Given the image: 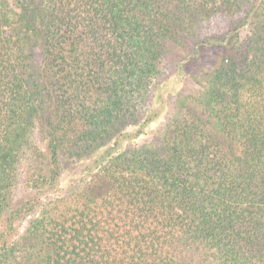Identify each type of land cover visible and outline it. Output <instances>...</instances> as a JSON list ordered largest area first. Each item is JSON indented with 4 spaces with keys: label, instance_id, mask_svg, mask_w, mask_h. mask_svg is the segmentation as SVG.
Here are the masks:
<instances>
[{
    "label": "trees",
    "instance_id": "1",
    "mask_svg": "<svg viewBox=\"0 0 264 264\" xmlns=\"http://www.w3.org/2000/svg\"><path fill=\"white\" fill-rule=\"evenodd\" d=\"M0 264H264V0H0Z\"/></svg>",
    "mask_w": 264,
    "mask_h": 264
},
{
    "label": "rangeland",
    "instance_id": "2",
    "mask_svg": "<svg viewBox=\"0 0 264 264\" xmlns=\"http://www.w3.org/2000/svg\"><path fill=\"white\" fill-rule=\"evenodd\" d=\"M226 21L222 20V19H219V18L212 19L209 22H206L205 24H203L201 26L200 31L202 32V35H204V36H208V35H211V34H216L217 35V34L223 32L225 29H227L228 21L227 22ZM203 56H204L203 57L204 60L202 62H197V64H195L194 66L190 65L189 67L192 69V67H195L197 65H200V66L206 65V64H203V63H209L211 61V59H212L211 54H210V52L208 50H206L203 53ZM168 63L170 65V68L173 67L171 62L168 61Z\"/></svg>",
    "mask_w": 264,
    "mask_h": 264
}]
</instances>
